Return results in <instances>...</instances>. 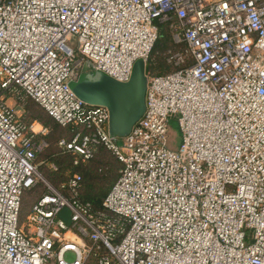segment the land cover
Listing matches in <instances>:
<instances>
[{"label":"built area","instance_id":"built-area-1","mask_svg":"<svg viewBox=\"0 0 264 264\" xmlns=\"http://www.w3.org/2000/svg\"><path fill=\"white\" fill-rule=\"evenodd\" d=\"M164 22L185 45L167 54L176 68L146 73L143 115L111 137L107 108L69 82L88 66L127 81ZM7 97L73 133L57 142L73 164L99 147L116 156L104 211L78 199V173L59 188L43 178L47 129L26 126ZM174 115L177 150L166 145ZM0 264H264V0H0Z\"/></svg>","mask_w":264,"mask_h":264},{"label":"trees","instance_id":"trees-1","mask_svg":"<svg viewBox=\"0 0 264 264\" xmlns=\"http://www.w3.org/2000/svg\"><path fill=\"white\" fill-rule=\"evenodd\" d=\"M185 45L176 43L172 37L169 23L158 24V37L146 60V72L161 75L173 71L176 67L166 61L168 52L182 51ZM21 107V120L26 126L39 122L48 129L44 135L37 134L36 140L44 139L47 146L38 153L36 163L53 164L56 169H47L39 165V173L52 186L59 188L73 173L81 176L78 199L89 203L93 211H104L102 201L113 183L120 175L122 164L110 151L99 147L93 157L85 163L73 164L71 154L63 152L57 145L60 138L70 139L73 135L68 129L58 125L48 113L30 99H25Z\"/></svg>","mask_w":264,"mask_h":264},{"label":"water","instance_id":"water-1","mask_svg":"<svg viewBox=\"0 0 264 264\" xmlns=\"http://www.w3.org/2000/svg\"><path fill=\"white\" fill-rule=\"evenodd\" d=\"M146 64L137 59L127 81H118L105 73L87 67L69 82L74 94L84 103L104 106L108 110V132L111 137L126 136L145 111ZM69 211L63 208L58 216L70 224Z\"/></svg>","mask_w":264,"mask_h":264},{"label":"rangeland","instance_id":"rangeland-1","mask_svg":"<svg viewBox=\"0 0 264 264\" xmlns=\"http://www.w3.org/2000/svg\"><path fill=\"white\" fill-rule=\"evenodd\" d=\"M68 43L73 46V42L68 41ZM6 101L10 106H12L16 110V113L18 115H21L22 110H21V107H19L18 105L20 104L22 105V103L18 102V100H16L13 97H7ZM34 129L38 130L40 129V126L36 123L34 125ZM47 132H48V129H47ZM180 141H181V132H180L177 116L174 115V116L169 117L168 119L166 145L171 150H177L179 148ZM39 165H44L45 167H47V169H51L49 163L43 164L42 162H39L38 166ZM43 191H44V187L41 184H37L35 187L31 189H27L23 191L21 195V202H20V209H19V225L26 224L27 216L30 214L31 208L34 202L42 194ZM66 258L67 260H72L73 254L70 253Z\"/></svg>","mask_w":264,"mask_h":264},{"label":"crops","instance_id":"crops-1","mask_svg":"<svg viewBox=\"0 0 264 264\" xmlns=\"http://www.w3.org/2000/svg\"><path fill=\"white\" fill-rule=\"evenodd\" d=\"M35 124V123H34ZM39 126H41L42 127V125L40 124V123H37Z\"/></svg>","mask_w":264,"mask_h":264}]
</instances>
